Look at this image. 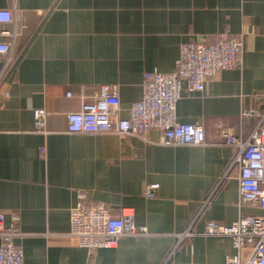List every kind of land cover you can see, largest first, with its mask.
<instances>
[{
    "label": "crops",
    "instance_id": "obj_1",
    "mask_svg": "<svg viewBox=\"0 0 264 264\" xmlns=\"http://www.w3.org/2000/svg\"><path fill=\"white\" fill-rule=\"evenodd\" d=\"M0 9L14 16L0 31L18 33L0 84V213L20 229L25 264H226L232 241L201 234L210 221L261 214L240 203L238 150L219 126L246 140L264 124V0H0ZM222 33L242 40L239 67L199 92L183 80L177 105L180 122L204 127L205 144L167 146L157 129L146 138L66 132V114L102 85L118 88L128 118L145 74L173 72L184 43ZM37 108L48 112L47 134L35 131ZM150 184H159L153 197ZM79 196L115 216L132 211L149 234L80 246L69 236Z\"/></svg>",
    "mask_w": 264,
    "mask_h": 264
},
{
    "label": "built area",
    "instance_id": "obj_2",
    "mask_svg": "<svg viewBox=\"0 0 264 264\" xmlns=\"http://www.w3.org/2000/svg\"><path fill=\"white\" fill-rule=\"evenodd\" d=\"M13 21L12 11L0 9V25L12 24ZM17 35L15 31H0V37L9 38V41L0 40V84L13 63L14 39ZM242 54V40L227 33L220 34L212 43H184L173 72L145 74L143 96L132 103L128 118L120 117L118 88L102 85L91 101L83 102L79 110L66 114V132L146 138L150 130L157 129L163 135V144L167 146L203 145L206 142L204 127L177 119L182 81H187L190 92L202 91L208 77L239 67ZM33 114L35 131L49 133L46 109L37 108ZM254 114L251 110L245 113L250 116ZM219 127L225 143L238 150L233 164L240 169V203L257 206L261 214H241L230 225L210 221L201 235L225 237L232 241L235 253L226 258V264H264V124L259 123L253 128L246 140L223 125ZM40 157H43L42 154ZM158 188L159 184H150L146 195L153 197ZM148 234L146 227L136 224L130 210H122L119 216H115L106 204L86 201L84 196H79L77 205L71 209L69 236L88 249H110L121 238ZM188 234L185 232L181 237ZM21 235L16 225L6 227L4 215L0 213V264H25L24 251L15 243V239Z\"/></svg>",
    "mask_w": 264,
    "mask_h": 264
}]
</instances>
